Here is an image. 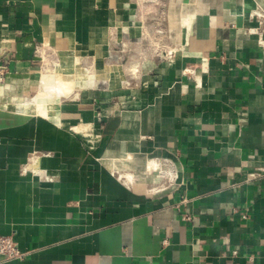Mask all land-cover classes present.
<instances>
[{"label":"crops","instance_id":"obj_1","mask_svg":"<svg viewBox=\"0 0 264 264\" xmlns=\"http://www.w3.org/2000/svg\"><path fill=\"white\" fill-rule=\"evenodd\" d=\"M161 9L0 0V65L23 93L42 55L113 71L44 115L0 102V235L23 252L0 264H264V6ZM156 40L171 58L145 54ZM135 56L153 61L128 86Z\"/></svg>","mask_w":264,"mask_h":264},{"label":"rangeland","instance_id":"obj_2","mask_svg":"<svg viewBox=\"0 0 264 264\" xmlns=\"http://www.w3.org/2000/svg\"><path fill=\"white\" fill-rule=\"evenodd\" d=\"M163 2L164 0H139V5L142 8V10H144L145 12L146 11L150 12L148 15L151 18L150 20H154L155 22H160V20L162 19L161 6ZM156 29L158 32L160 33L162 32L161 28L157 27ZM162 45L163 43H160L157 40L154 41L153 43H151L149 48H147L145 54L148 52L155 51V55L159 56L160 53H162ZM46 54H49V52H46ZM162 54H163L162 56L166 55L165 52ZM42 57L44 63H42L41 68L38 71V75L35 78H32V80H28V79L25 80L28 86L25 88L26 94L23 93V91L21 90L22 86L21 87L20 85L17 86L16 82L13 83L12 81H8V79L14 80V78L12 77L8 78L6 75L7 69L6 68L4 69L3 74L0 76L1 103L3 102L4 105L14 110L25 111L33 114H39L38 110L36 112V109H38L37 107L41 105V108L46 110L47 113H49L51 112V110H53L54 106H56L54 103L59 102L61 99H67V98H72L73 96H79L84 91L83 88L89 86L98 89L99 86L107 85L106 82H108L109 79L107 80L106 77L110 78V73L113 72V71H109V73L101 74L98 66H95L93 64L84 65V62L81 60H76V62H73L74 63L72 67L73 69L67 70L64 69L63 66H61L59 57L58 60L55 61L56 66H53L51 61L52 58L50 56L42 55ZM152 61L153 60L150 56H144V57L135 56L133 58L132 57H129L128 59L126 58L123 62L124 63L123 65L126 66V68H128V73L124 79V84L128 86H132L134 83H136V82L132 83L131 78H133L134 81L139 79L141 77V76L139 78L137 77L138 75L137 72H139L138 71L139 67L141 68V66H143L144 68H147L148 64H150ZM63 78L69 79L70 81L73 82L72 85L66 88L65 90H63L62 93H57L55 92V90H50V93L47 92L49 96L39 97L37 95L39 91L46 86V82H45L46 80H54L60 83ZM4 86H8V87L6 88ZM14 89L15 92L18 94H16V96H11V101L9 100L10 102L7 103L6 97L8 96V98L10 99V95H12L11 93L14 92ZM39 103H43V104H39Z\"/></svg>","mask_w":264,"mask_h":264},{"label":"built area","instance_id":"obj_3","mask_svg":"<svg viewBox=\"0 0 264 264\" xmlns=\"http://www.w3.org/2000/svg\"><path fill=\"white\" fill-rule=\"evenodd\" d=\"M165 54L166 55H164V57L166 58H171L173 55L172 51H167L165 52ZM56 56H57L56 54H54V56H50L52 58L51 61L53 66H56L55 61L58 60V56L57 57ZM40 58H41V62L44 63L43 57L41 56ZM5 68H6L5 65H0V76L3 74ZM0 255H2L4 258L10 259V258L22 257L23 252L20 250L18 244L12 238L11 235H0Z\"/></svg>","mask_w":264,"mask_h":264},{"label":"bare ground","instance_id":"obj_4","mask_svg":"<svg viewBox=\"0 0 264 264\" xmlns=\"http://www.w3.org/2000/svg\"><path fill=\"white\" fill-rule=\"evenodd\" d=\"M45 74H46V73H45ZM45 82H46V86H45L44 88H42V89L39 91V93L37 94L39 97H42V96H49V95L47 94V92L50 93V90H55V92H57V93H62L63 90H65L66 88H68L69 86L72 85V82H73V81H70L69 79H65V78H63V79L61 80L60 83H58V82H56V81H54V80H46ZM37 95H36V96H37ZM34 98H35V97H34ZM35 103H36V102H35ZM39 104H43V103H39ZM35 105H36V104H35ZM37 108H38V109H36V112H37V110H38L39 114L44 115L45 113H47L46 110H44V109L41 108V105H39V107H37ZM40 108H41V109H40ZM125 178H127V177H125ZM129 178H130V177H129ZM129 178H127V180L130 181ZM131 180H132V178H131Z\"/></svg>","mask_w":264,"mask_h":264},{"label":"water","instance_id":"obj_5","mask_svg":"<svg viewBox=\"0 0 264 264\" xmlns=\"http://www.w3.org/2000/svg\"><path fill=\"white\" fill-rule=\"evenodd\" d=\"M261 1V3L263 4V6H264V0H260Z\"/></svg>","mask_w":264,"mask_h":264}]
</instances>
